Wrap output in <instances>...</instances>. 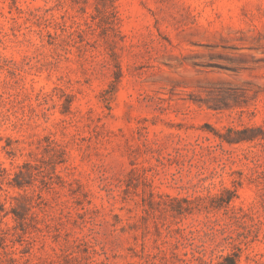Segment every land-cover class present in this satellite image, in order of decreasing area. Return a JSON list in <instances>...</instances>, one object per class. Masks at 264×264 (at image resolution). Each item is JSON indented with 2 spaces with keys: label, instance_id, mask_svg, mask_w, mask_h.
Wrapping results in <instances>:
<instances>
[{
  "label": "rangeland",
  "instance_id": "374dc122",
  "mask_svg": "<svg viewBox=\"0 0 264 264\" xmlns=\"http://www.w3.org/2000/svg\"><path fill=\"white\" fill-rule=\"evenodd\" d=\"M258 128L264 0H0V264H264Z\"/></svg>",
  "mask_w": 264,
  "mask_h": 264
},
{
  "label": "trees",
  "instance_id": "16d2710c",
  "mask_svg": "<svg viewBox=\"0 0 264 264\" xmlns=\"http://www.w3.org/2000/svg\"><path fill=\"white\" fill-rule=\"evenodd\" d=\"M229 135L230 134H235V135H240L239 137H225V140L228 143H239L242 141H250L253 140L255 137L254 136H249L246 135L251 132V130L244 129L242 131H234L233 129H228L227 130ZM258 131L260 132L261 136L264 138V130L262 128H258ZM18 174H22L21 170H19ZM16 174V175H18ZM16 186L18 188L23 187L22 183H19L16 181ZM224 195H227L226 198H224ZM234 192L230 190H223L220 196L217 198V205L216 207H221L223 204L228 205L231 202V199L234 196ZM176 201L177 199H172ZM22 211H18L16 208L12 209V213L14 215V219L19 222V227L20 230L24 231V225L26 223L27 215L28 212L30 211V207H28L26 204H22L19 206ZM173 212H176L177 214H182L183 212H190V208H182L181 206L177 208L171 209ZM194 258V257H192ZM239 255L237 253H232V254H226V255H221L218 257V262L216 264H238L239 263ZM195 260L198 261V264H207L201 257H196ZM16 262V260H13ZM184 264H188L190 260H188V263H186V260H183ZM149 264H156L154 262H149Z\"/></svg>",
  "mask_w": 264,
  "mask_h": 264
}]
</instances>
